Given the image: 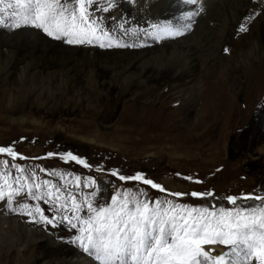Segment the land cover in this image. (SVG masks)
I'll use <instances>...</instances> for the list:
<instances>
[{
	"label": "rangeland",
	"instance_id": "1",
	"mask_svg": "<svg viewBox=\"0 0 264 264\" xmlns=\"http://www.w3.org/2000/svg\"><path fill=\"white\" fill-rule=\"evenodd\" d=\"M252 3L257 8L251 6L250 14L242 17L244 31L239 29L241 22L230 20V26L212 20L205 35L196 27L194 15L190 21L183 18L191 24L183 35L161 40L146 36L136 46L95 49L89 44L69 45L33 27H0V146H12L27 158L15 162L29 171L46 170L37 171L40 181L52 180L77 202L95 186L81 184L77 190L75 177L97 178L101 193L94 206L110 203L119 189H141L150 200L215 205L217 210L264 207V200L238 199L235 205L227 201L229 195L264 197V109L252 124V60H264V2ZM260 19L262 26L252 36V25ZM169 20L160 26L183 25ZM187 36L192 44L180 43ZM173 54V61L165 58ZM137 55H145L140 60L152 55L163 59L157 65L129 64ZM69 151L94 167L59 158ZM3 159L11 158L0 154ZM113 169L126 176L143 173L172 193L215 195L171 197L140 182H122L109 174ZM57 171L65 175L53 176ZM189 176L193 180L184 179ZM9 191L5 189V196ZM63 196L62 192L57 203ZM13 200L11 208L6 200L0 201V222H21L48 234L60 225L24 214L19 204L39 203L46 215H60L55 207L49 211L47 204L32 200L27 188ZM79 214L85 215L86 209ZM64 224L69 231L63 233L79 234ZM217 245L223 253L231 251L229 245Z\"/></svg>",
	"mask_w": 264,
	"mask_h": 264
},
{
	"label": "snow or ice",
	"instance_id": "2",
	"mask_svg": "<svg viewBox=\"0 0 264 264\" xmlns=\"http://www.w3.org/2000/svg\"><path fill=\"white\" fill-rule=\"evenodd\" d=\"M186 2L196 4L197 0ZM75 4L79 6L78 9L72 7L70 0H0V27H33L56 40H64L69 45L98 44L102 48L112 47L114 37L110 34V26L103 24L104 18L96 16V10L93 9L94 5H98V0H75ZM111 7L113 3L109 0L108 7L99 10L108 12ZM196 14L198 13L189 12L186 19L190 21ZM150 27L153 31L149 33L147 29H125L123 22L119 25L121 31L130 33L133 37L144 32L146 36L161 40L183 35L191 24L179 27L171 23L164 26L153 24ZM240 30H246L244 24L240 25ZM116 46L128 45L118 42ZM0 154L11 158L0 160V201L6 200L11 208L14 204L13 195L27 188V194L32 200L47 204L49 211L55 207L60 215L59 218L46 215L45 208L39 203L35 206L19 204L24 214L34 220L38 215L40 221L51 226L66 222L72 229H78L79 234L74 237L73 242L78 243L85 253L94 256L99 264H253V261L264 264V207H241L235 210L220 207L217 210L215 205L194 206L177 203L173 199L150 200L147 192L141 189H119L111 196L110 203L94 206L101 193L97 178L75 177L77 184L73 187L77 190L81 184L86 188L95 186L94 191L77 202L76 196L58 187L52 180L40 181L37 171L46 170L29 171L16 163L18 158H27L12 146H0ZM53 155L57 154L47 153L48 157ZM59 158L84 168L94 167L85 158L71 151L59 154ZM109 174L122 182H140L175 198L185 195L193 198L215 195L212 191L172 193L139 172L126 176L120 174L119 169H113ZM52 175L63 177L65 173L57 171ZM67 175L71 178L72 173ZM184 179L193 180V177ZM16 185L19 187H15ZM6 188L10 190L7 196ZM45 188L48 190L45 191ZM62 192L63 202L57 203ZM238 199L259 201L264 200V197L252 194L242 197L227 196V201L232 205ZM85 209L86 214L80 215ZM217 244L229 245L231 251L217 254L214 247L205 248V245ZM229 256L233 257L231 261L227 259Z\"/></svg>",
	"mask_w": 264,
	"mask_h": 264
},
{
	"label": "bare ground",
	"instance_id": "3",
	"mask_svg": "<svg viewBox=\"0 0 264 264\" xmlns=\"http://www.w3.org/2000/svg\"><path fill=\"white\" fill-rule=\"evenodd\" d=\"M252 1L253 0H197L196 4H189L186 0H112L113 7H111L110 11L103 12L99 9L108 7L109 0H98V5H94L93 9L96 10V16L104 18L103 24L110 26V34L114 37L111 41L112 45H116L119 42L128 46H136L146 37L145 33L139 32L137 37H133L130 33L125 34L124 31L119 29L120 23H124L125 29H147L150 33L153 31L150 27L151 25H162L165 19H170L173 22H179L183 25L188 24L189 21L183 22V18L186 17V14L189 12H197L198 14L196 15L198 16L193 18V20L195 19L194 21L197 20L196 27L200 29L203 34L207 35L208 31L206 29L212 28L208 25V22L211 23L212 20L219 24L224 22L223 25H227L230 20H232V24L237 21L238 23L241 22L240 24H244L245 21L242 17H244L246 13H248V15L250 14L251 6H254L252 5ZM70 3L72 5L73 2L70 0ZM254 8L257 7L254 6ZM225 13L228 15L224 16ZM236 14L240 17L239 20ZM231 23H229L230 26L232 25ZM258 23L259 20H256V23L252 25V36L258 30L256 27L262 26L261 19L260 23ZM221 28L222 27H220V29ZM224 30L227 31V29ZM224 30L222 29L220 31ZM191 38L192 37L187 36L183 40H180V43H185L187 45L192 44L190 43L192 42L190 40ZM257 41L259 44V40ZM91 45H93L95 49L100 48L98 44ZM259 45H261V42ZM261 47H263V45ZM142 57H145V55H137L134 60H129L128 63L145 65L149 62L157 65L162 61L160 59H163V55H152L149 57V60H140ZM153 58L157 60H153ZM165 58L170 61L175 59L174 54L166 56ZM263 96L264 60H252V124L257 119V113L262 112L261 110L264 109ZM261 102L263 103V107L259 105ZM262 123L264 122L262 121ZM261 127H264V125ZM256 159V157H252V160ZM3 217L4 216H2V218ZM34 223L35 222H33V224ZM57 226L51 230V234H48L46 231H43V228L41 231H38L21 222H0V264H99L94 256L85 253L83 249L79 247L78 243L73 242L76 236L72 234L73 232L63 233L62 230L67 229L64 223ZM48 227L50 228L49 225ZM57 239L61 241L57 242ZM209 247H214L217 250L215 252L217 254L223 253L224 251L219 248L218 245H208L206 248ZM232 258L231 256L229 261H231ZM253 264L257 263L253 261Z\"/></svg>",
	"mask_w": 264,
	"mask_h": 264
}]
</instances>
